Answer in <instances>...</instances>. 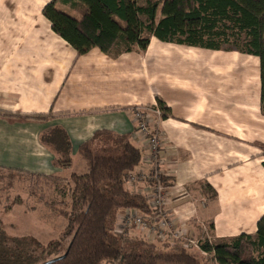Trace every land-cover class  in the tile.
Listing matches in <instances>:
<instances>
[{
	"label": "crops",
	"instance_id": "1",
	"mask_svg": "<svg viewBox=\"0 0 264 264\" xmlns=\"http://www.w3.org/2000/svg\"><path fill=\"white\" fill-rule=\"evenodd\" d=\"M50 1L43 3L39 21L23 29L20 17L38 8H30L28 0H0V170L67 179L80 145L108 131L140 148L134 175L152 174L150 150L135 119L136 111L151 107L150 127L161 139L157 168L165 187L163 212L173 228L199 243L191 248L199 256L207 254L200 249L205 240L255 235L264 218L259 58L155 37L142 53L112 58L93 48L79 56L42 14ZM158 100L169 110L165 118ZM55 129L70 140L71 167H61L43 141ZM153 185L137 179L127 181L126 188L145 196L151 208ZM124 213L118 211L116 228L122 227ZM64 228L45 244L37 240L46 245ZM145 233L127 229L132 238L145 239Z\"/></svg>",
	"mask_w": 264,
	"mask_h": 264
},
{
	"label": "trees",
	"instance_id": "2",
	"mask_svg": "<svg viewBox=\"0 0 264 264\" xmlns=\"http://www.w3.org/2000/svg\"><path fill=\"white\" fill-rule=\"evenodd\" d=\"M42 14L79 56L93 48L112 58L144 52L151 37L186 47L256 56L264 115V0H51ZM158 107L162 117H167L169 110L160 100ZM43 141L59 156L61 167H71V144L62 129H55ZM79 155L87 166L84 173H72L67 179L41 176L66 181L60 191L68 197L69 208L57 211L66 221L60 238L43 245L32 236L8 235L0 222V264H45L58 257L49 264H208L178 243L158 248L145 239L115 231L121 209L152 215L146 197L126 188L128 174L142 160L140 148L127 136L98 131L80 145ZM205 190L217 197L211 187ZM200 249L211 255L213 264H264V218L255 235L241 234L213 243L205 240Z\"/></svg>",
	"mask_w": 264,
	"mask_h": 264
},
{
	"label": "rangeland",
	"instance_id": "3",
	"mask_svg": "<svg viewBox=\"0 0 264 264\" xmlns=\"http://www.w3.org/2000/svg\"><path fill=\"white\" fill-rule=\"evenodd\" d=\"M28 1L30 8L32 7L33 10L38 8V10L30 15L24 14L20 17L22 20L20 27L23 26V29H27L26 24H36L39 21L38 18L36 21V16L39 17L40 9L46 0ZM59 8L70 12L67 6L60 5ZM72 14L76 15L74 12ZM41 20L43 19L41 18ZM41 20L38 22L39 24H42ZM150 110L152 108L148 107L145 110H138V113L143 111L148 113ZM85 167V162L78 156L74 158L72 168L68 173H84ZM65 185L66 181L0 170V222L2 228L10 236L32 235L43 244L49 239L57 238L59 232L64 228L63 226L66 225L65 221L59 218L57 211H66L69 208L68 197L60 191ZM48 204H52V207ZM47 236L50 237L46 239ZM191 248L189 250L195 256L201 258L202 261H208V264H213L210 262V254L199 256V251L191 250Z\"/></svg>",
	"mask_w": 264,
	"mask_h": 264
},
{
	"label": "built area",
	"instance_id": "4",
	"mask_svg": "<svg viewBox=\"0 0 264 264\" xmlns=\"http://www.w3.org/2000/svg\"><path fill=\"white\" fill-rule=\"evenodd\" d=\"M160 113L159 109L157 110ZM137 122V131L141 138L146 142V148L150 150L149 161L152 165V174L134 175L128 174L127 181L135 182L137 179L153 181V196L151 210L154 214L146 215L137 209H125L122 217V227L115 228V231L127 236V229H138L146 232L148 242L159 243H181L185 248L198 247L199 243L192 239H188L184 234L173 228L172 223L165 215V187L163 179L159 174L157 166L159 165V150L161 147L160 133L156 128L150 127V119L146 112H135Z\"/></svg>",
	"mask_w": 264,
	"mask_h": 264
},
{
	"label": "water",
	"instance_id": "5",
	"mask_svg": "<svg viewBox=\"0 0 264 264\" xmlns=\"http://www.w3.org/2000/svg\"><path fill=\"white\" fill-rule=\"evenodd\" d=\"M57 260H59V257H58V258H55V259H52V260L46 262L45 264H49V263H51V262H55V261H57Z\"/></svg>",
	"mask_w": 264,
	"mask_h": 264
}]
</instances>
